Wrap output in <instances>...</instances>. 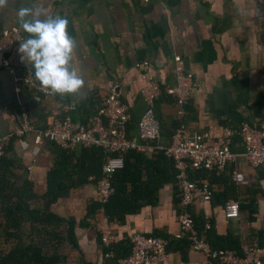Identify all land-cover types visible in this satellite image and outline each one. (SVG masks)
<instances>
[{
    "label": "crops",
    "instance_id": "crops-1",
    "mask_svg": "<svg viewBox=\"0 0 264 264\" xmlns=\"http://www.w3.org/2000/svg\"><path fill=\"white\" fill-rule=\"evenodd\" d=\"M35 3L36 0H10L9 8L0 11V34L5 29L19 28L27 38L15 20V9ZM41 7L51 15L69 19L68 31L76 42L73 66L85 80V87L64 97L19 89L15 78L23 75L19 67L20 43L6 55L7 68L2 66L0 56V137L7 138V145L11 143L9 158L24 168L16 169L20 181L31 180L36 194L46 191V175L54 166V156L47 142L36 151L32 135L10 137L17 127L11 112L21 114L25 110L32 124L43 128L53 118L68 114L64 106L75 102L76 110L70 112L71 116L79 123L86 122L117 89L131 115L130 138H136V124L145 112L141 98L145 85L140 67L143 62L156 68L154 76L162 92L175 85V55L182 59L184 71L192 75L193 92L183 116L188 136L208 133L218 138L225 127L238 128L244 122L264 129V0H42ZM79 106L84 109L78 111ZM155 116L161 129L159 145L168 147L180 121L173 96H164L163 92L156 103ZM230 148L236 159L228 165L225 175L241 171L250 183H237L230 174L232 185H211L217 194L215 201L211 198L192 203L187 211L192 218H209L218 236L237 235L242 249L255 245L264 261V167L245 164L240 139H234ZM144 153L151 156L154 152ZM175 194V188L166 184L159 190L156 206L143 207L122 223L110 222L100 213L91 228L77 226L80 253L73 251L71 257L100 263L98 238L103 231H109L114 242L133 234L152 236L155 232L172 239L181 232L177 221L181 206L180 202L176 204ZM224 197L226 202L235 200L241 205L238 217H225V204L221 202ZM90 200H97L96 185L71 191L52 210L79 222ZM205 263L200 252L188 247L169 251L166 261L151 264Z\"/></svg>",
    "mask_w": 264,
    "mask_h": 264
},
{
    "label": "built area",
    "instance_id": "built-area-1",
    "mask_svg": "<svg viewBox=\"0 0 264 264\" xmlns=\"http://www.w3.org/2000/svg\"><path fill=\"white\" fill-rule=\"evenodd\" d=\"M23 39V33L19 28L5 29L1 32L0 56L4 68L8 67L6 55L11 53ZM172 61L175 85L167 89V94L175 99V114L180 121L171 136L168 147L159 145L160 124L155 116V107L162 95V88L154 76L156 68L147 62L140 65L145 77V85L141 91L145 112L137 123L136 138H130L127 135L131 115L117 93V89L111 91L97 114L86 124L75 121L71 116L70 112L76 110L75 102L64 106L63 109L68 114L53 118L43 128L35 127L25 110L21 114L11 112L10 117L16 122L17 127L10 137L23 138L32 135L36 151L44 142H48L65 151L74 152L80 148H95L111 155L104 163L102 176L96 183L97 200L102 203L107 202L112 194L110 178L123 167V155L126 152H163L174 162L180 192L181 212L177 221L181 232L173 239L186 238L189 241V248L200 252L206 258L205 264H213L216 261L220 264H264L260 250L255 245L244 246L242 254L234 249H212L204 236L196 230L194 220L187 211V207L192 203L209 201L213 193L207 181L194 183L189 180L187 169H207L216 174L224 172L236 159V154L231 152L230 148L236 136L243 144L241 155L245 164L252 168L264 167V129L244 122L238 128L225 127L218 138H213L208 133H193L188 136L183 116L184 106L192 96L193 79L190 73L184 71L183 61L179 56L175 55ZM19 67L23 71L22 77L15 78L19 89L27 88L35 94L55 96L42 89L31 65L21 62L19 58ZM6 142V137H0V158L5 154ZM232 179L240 184L250 183L249 178L241 171H234ZM224 215L226 218L238 217L239 203L228 200L224 206ZM210 226L209 218H206L205 229H209ZM101 242L108 246L114 242V237L109 231H103ZM129 242L130 254L119 259L117 264H151L164 262L169 257V242L165 238L133 234L129 237Z\"/></svg>",
    "mask_w": 264,
    "mask_h": 264
},
{
    "label": "trees",
    "instance_id": "trees-1",
    "mask_svg": "<svg viewBox=\"0 0 264 264\" xmlns=\"http://www.w3.org/2000/svg\"><path fill=\"white\" fill-rule=\"evenodd\" d=\"M163 92L164 96L168 95L167 91ZM77 109L81 111L84 108L79 106ZM73 119L76 121L74 117ZM87 121L81 123L86 124ZM131 131L130 122L127 127L128 137ZM234 139L240 138L236 136ZM47 144L54 156V166L46 175L47 188L42 194L34 192L31 180L20 181L16 169L24 168L9 158L11 143L6 144L5 154L0 158V264H72L69 258L71 252L80 253L75 234L77 226L91 228L92 222L96 221L100 213L110 222L122 223L127 216L138 214L143 207L156 206L159 190L166 184L175 188V202H180L174 162L163 152L156 151L148 156L144 152L130 151L123 155V167L110 178L113 191L107 202L90 200L86 205L85 215L79 222L73 217L63 218L54 213L52 207L58 200L67 198L71 191L88 184L96 185L102 176V167L111 155L95 148H80L70 152L52 143ZM225 173L226 171L216 174L212 170L189 168L187 178L194 183L207 181L210 187L215 183L232 185L233 172H230L231 175ZM211 198L215 201L217 194L212 193ZM226 199L222 198L221 202L225 204ZM193 220L196 230L204 236L212 249H234L242 254L237 235L228 233L218 236L213 223L210 222V228L205 229V219ZM152 236L160 237L156 232ZM162 238L169 242L168 251H183L189 247L186 238ZM98 242L102 250L100 263L86 262L80 257L75 264H117L119 259L127 257L131 251L129 239L105 246L99 236ZM214 263L219 264L217 261Z\"/></svg>",
    "mask_w": 264,
    "mask_h": 264
},
{
    "label": "clouds",
    "instance_id": "clouds-1",
    "mask_svg": "<svg viewBox=\"0 0 264 264\" xmlns=\"http://www.w3.org/2000/svg\"><path fill=\"white\" fill-rule=\"evenodd\" d=\"M10 0H0V11L9 8ZM36 0L32 7L15 9V20L28 34L20 42L18 53L23 63L31 65L34 76L48 94L75 95L85 87V80L73 66L76 48L69 34V19L51 15Z\"/></svg>",
    "mask_w": 264,
    "mask_h": 264
},
{
    "label": "rangeland",
    "instance_id": "rangeland-1",
    "mask_svg": "<svg viewBox=\"0 0 264 264\" xmlns=\"http://www.w3.org/2000/svg\"><path fill=\"white\" fill-rule=\"evenodd\" d=\"M69 258H70V262H71L72 264H75V263H76L77 258H72L71 255H69Z\"/></svg>",
    "mask_w": 264,
    "mask_h": 264
}]
</instances>
